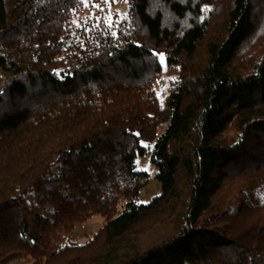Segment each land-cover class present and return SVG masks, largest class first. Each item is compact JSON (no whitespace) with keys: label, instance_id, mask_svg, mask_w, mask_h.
<instances>
[{"label":"trees","instance_id":"trees-1","mask_svg":"<svg viewBox=\"0 0 264 264\" xmlns=\"http://www.w3.org/2000/svg\"><path fill=\"white\" fill-rule=\"evenodd\" d=\"M128 2L73 35L84 0H0V264H264V0Z\"/></svg>","mask_w":264,"mask_h":264},{"label":"rangeland","instance_id":"rangeland-1","mask_svg":"<svg viewBox=\"0 0 264 264\" xmlns=\"http://www.w3.org/2000/svg\"><path fill=\"white\" fill-rule=\"evenodd\" d=\"M84 5L86 8L78 11L74 17L75 28H73V35H78V28L80 29L84 26L87 27V23L93 18L97 21L103 19V21H105V23L116 32L120 21L128 15V0H84ZM96 11H99V13L96 14ZM161 57H163V60H161ZM160 60L163 64V69L157 75L154 81V86L156 87L161 100H163L168 91L170 74L166 69L165 57L163 54L160 55ZM166 125L164 124L159 127L158 134L165 130ZM143 144L147 147V152L136 159V168L137 170L148 173L149 182L140 190L136 198L138 204H147L163 192V185L157 178L158 166L152 161L154 142H144ZM259 194L264 196V188L260 189ZM104 223L105 217L101 214H96L85 221L77 222L72 231L63 238L61 237L58 240L50 238L49 248L55 249L60 245L70 243L83 244L92 238L94 234L102 228ZM10 264H34V259L32 257H27L21 260H16Z\"/></svg>","mask_w":264,"mask_h":264},{"label":"snow or ice","instance_id":"snow-or-ice-1","mask_svg":"<svg viewBox=\"0 0 264 264\" xmlns=\"http://www.w3.org/2000/svg\"><path fill=\"white\" fill-rule=\"evenodd\" d=\"M161 60H163V57H161Z\"/></svg>","mask_w":264,"mask_h":264}]
</instances>
